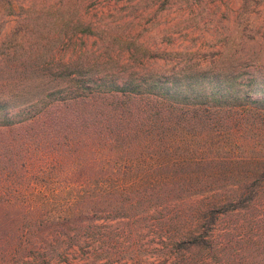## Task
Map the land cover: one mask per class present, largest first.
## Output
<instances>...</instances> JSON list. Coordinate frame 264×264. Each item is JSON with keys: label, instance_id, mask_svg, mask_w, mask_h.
I'll return each mask as SVG.
<instances>
[{"label": "trees", "instance_id": "obj_1", "mask_svg": "<svg viewBox=\"0 0 264 264\" xmlns=\"http://www.w3.org/2000/svg\"><path fill=\"white\" fill-rule=\"evenodd\" d=\"M27 63L0 76V264L50 260L53 240L72 248L87 225L235 189L208 210V227L264 193V88L254 77L118 83ZM206 231L186 245L204 246Z\"/></svg>", "mask_w": 264, "mask_h": 264}, {"label": "rangeland", "instance_id": "obj_2", "mask_svg": "<svg viewBox=\"0 0 264 264\" xmlns=\"http://www.w3.org/2000/svg\"><path fill=\"white\" fill-rule=\"evenodd\" d=\"M24 61L118 83L204 72L231 75L240 85L254 77L264 88V0H0L1 78L4 68ZM233 190L175 200L136 220L87 225L81 237L88 239L72 248L53 240L50 260L7 261L264 264V193L206 225L208 210ZM205 231L204 246L186 245Z\"/></svg>", "mask_w": 264, "mask_h": 264}, {"label": "crops", "instance_id": "obj_3", "mask_svg": "<svg viewBox=\"0 0 264 264\" xmlns=\"http://www.w3.org/2000/svg\"><path fill=\"white\" fill-rule=\"evenodd\" d=\"M223 8V6H221Z\"/></svg>", "mask_w": 264, "mask_h": 264}]
</instances>
